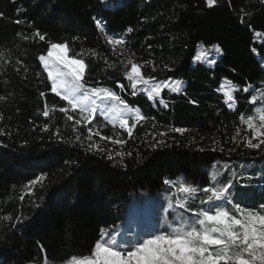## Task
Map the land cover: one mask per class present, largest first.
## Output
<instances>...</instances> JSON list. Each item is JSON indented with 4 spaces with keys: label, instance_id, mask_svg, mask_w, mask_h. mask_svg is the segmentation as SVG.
Returning <instances> with one entry per match:
<instances>
[{
    "label": "trees",
    "instance_id": "16d2710c",
    "mask_svg": "<svg viewBox=\"0 0 264 264\" xmlns=\"http://www.w3.org/2000/svg\"><path fill=\"white\" fill-rule=\"evenodd\" d=\"M0 13V264H70L88 256L102 229L124 221L135 197L165 194L172 186L164 181L178 177L207 187L215 162L260 172L244 177L249 186L238 202L251 210L264 203L257 190L264 186V145L246 147L250 139L259 143L246 120L261 105L251 97L264 88V0H216L212 6L207 0H116L113 6L101 0H0ZM94 17L105 22L106 33ZM106 35L122 37L143 75L179 80L180 91L164 88L149 99L132 89L125 76L130 59ZM63 42L70 56L88 65L86 86L111 89L145 117L138 123L129 118L131 137L99 115L76 125L78 112L71 113L73 121L59 112L67 103L50 91L38 57L50 43ZM201 42L220 48L213 65L195 60ZM228 81L236 88L231 107L221 93ZM17 216L22 224L15 223Z\"/></svg>",
    "mask_w": 264,
    "mask_h": 264
},
{
    "label": "snow or ice",
    "instance_id": "6c2138e0",
    "mask_svg": "<svg viewBox=\"0 0 264 264\" xmlns=\"http://www.w3.org/2000/svg\"><path fill=\"white\" fill-rule=\"evenodd\" d=\"M101 2L104 3L105 0ZM215 3L216 0H207L209 6ZM2 15L0 13V17ZM93 19L97 29L101 33H106L105 22L95 17ZM15 22L21 23L19 19ZM241 22L243 23V19ZM127 31L131 32L132 29ZM35 36L40 41L46 39V36L38 30ZM23 39L27 41L29 37L25 35ZM106 42L109 45L124 43L121 38L114 35H106ZM215 50L219 52L220 48L216 46ZM69 53L68 42L50 43L46 55L41 54L38 57L47 73V79L51 82L50 91L67 103V107L58 109L59 112L64 113L69 121L74 120L71 113L78 112L80 119H75V124L79 125L82 120L91 124L99 111L110 122L119 119L120 127L125 129L131 137L135 124L130 126L129 119L122 117L132 110L121 96L111 89L99 87L89 89L84 80L88 65L83 59L70 56ZM2 56L3 53H0V57ZM201 58L198 55L196 60L199 61ZM128 63L131 68L125 72V76L132 89L135 90L137 85H144L149 99H152L160 96L162 88L168 87L167 83H162L148 88L147 86L155 78L146 77L141 73L143 65L132 61ZM19 70V68L16 69V71ZM228 84H231V81H228ZM120 88L123 91L124 85H120ZM233 90L235 89L224 92L229 107L234 101ZM171 91H180L179 81L175 82ZM243 91L249 92L250 88L245 87ZM40 95L45 94L41 92ZM3 99L4 97L0 96V100ZM259 99L264 101V93L260 94ZM256 101L257 96L253 95L250 103ZM106 102H112L111 106H105ZM159 103L167 107L163 99ZM42 114L45 118L49 117L47 104ZM144 118L137 115L136 122ZM2 119L3 116L0 114V120ZM254 119L255 117H249L247 120L248 129L254 131L253 139L264 137V131L261 130L264 129V112L259 114L258 126L254 123ZM43 130H48L47 125ZM174 131L183 133L185 129L175 128ZM88 132L87 138L91 140L92 129L89 128ZM57 135H59L58 132ZM95 135H99V132ZM160 135L165 136L166 133L162 132ZM101 139L111 138L101 137ZM76 140H80L79 135ZM113 143L123 144L125 141L115 140ZM261 145H264V139H260L259 143H253L250 139L246 147L260 148ZM93 147L94 145L90 144L89 150ZM127 154L131 155V153ZM117 155L123 158L124 153H117ZM108 159H113L111 154L108 155ZM240 179L242 180L243 177ZM37 182L32 181L31 184ZM164 183L167 185L170 181L165 180ZM240 186L248 187L249 185L241 184ZM234 188L232 180L226 184L217 183L214 186L199 189L196 186H187L183 178H180V186L172 194L176 199L173 202L172 196L168 198L165 218L155 230L146 232L133 240H124L120 238L122 233L119 229L111 232L108 229H102L100 239L94 244L90 255L79 259L73 258L70 264H264V203L259 205L258 210L244 208L239 202L234 203ZM28 194L30 195L31 191ZM197 195L203 196L199 206L196 209L189 208V203L194 201ZM20 199L23 200L24 196L22 195ZM228 205H231V208ZM8 219L11 217L9 216ZM15 223L22 224L23 220L17 216ZM40 248L43 251V245H40Z\"/></svg>",
    "mask_w": 264,
    "mask_h": 264
},
{
    "label": "rangeland",
    "instance_id": "374dc122",
    "mask_svg": "<svg viewBox=\"0 0 264 264\" xmlns=\"http://www.w3.org/2000/svg\"><path fill=\"white\" fill-rule=\"evenodd\" d=\"M115 3H116V0H105L104 2V4H109L111 6H113ZM114 36L122 39V37H120L119 35H114ZM112 46L115 50H117L121 54H126L127 57L130 59V61L135 63L133 60L134 57L124 50L123 44L112 45ZM216 46H217L216 44H206L202 42L199 43L197 46V56L200 55L202 57L201 60L199 61L204 62L208 65H213L217 57L221 54V50L219 52L215 50ZM261 62L264 66V58L261 59ZM176 81H179V80H169V81L153 80L152 83L147 87L150 88L154 86L155 84L167 83L168 87H164V88L171 89V87L175 85ZM179 82H180V87H181L182 82L181 81ZM87 87L89 89L93 88L90 86H87ZM164 88H162V90ZM233 88L236 90V88L233 85L228 84V82H224L221 87V93H223L224 95L225 91L231 90ZM235 90H233V92ZM137 91L144 92L146 95H148L146 87L144 85H137ZM261 93H264V88H261L257 92L256 103H261V105L258 106L256 108V111L250 116V117H255L254 123L257 126L259 125V114L264 112V101H261L259 99V96ZM154 98L156 97H153L152 99ZM231 103H234V102H231ZM111 104L112 102H106L105 106L110 107ZM131 110L132 111L127 112V114L122 118H128V119L136 118V116L138 115V110H135V109H131ZM96 115H99L104 118V116L101 115L99 111ZM247 120H246V123H247ZM107 121L110 122L109 120ZM110 123L120 125L119 119H117L115 122H110ZM261 130L264 131V129H261ZM252 132L254 134L253 130ZM260 139H264V137L256 138L258 142ZM258 173L260 172H255L251 165L243 169L242 166H233L229 162H215L210 169L209 186H214L217 183L226 184L229 180H232L233 184L235 185V188L233 189V191L235 192V197H234V203H235L239 201L241 190L245 189V187L240 186L241 184H246L244 182V177H252L253 175H257ZM241 177H243L242 180L240 179ZM246 181L248 182V180ZM170 185L172 186V188L170 187L168 190H165V194L159 193V194L151 195V196L147 194L143 197L142 196L135 197L134 202H132L133 208L131 212L128 215H126V218L124 219V221H122L120 225H118L117 227H112L111 229H109V231L111 232L116 229H119L120 232L122 233L120 237L121 239L133 240L137 238L138 236H143L146 232L155 230L158 226L162 224L163 219L165 218V209L167 207L168 198L172 196L175 189L180 186V177L174 179L173 181H170L168 186ZM186 185L193 186L192 184H188V183H186ZM259 186L260 187H258L257 190L260 192H264V186L263 185H259ZM199 189H202V188H199ZM243 196H245V194ZM202 198H203L202 195H197L195 200L189 203L188 207L192 209H196L199 206L200 199ZM172 199L174 202L176 197L172 196Z\"/></svg>",
    "mask_w": 264,
    "mask_h": 264
}]
</instances>
